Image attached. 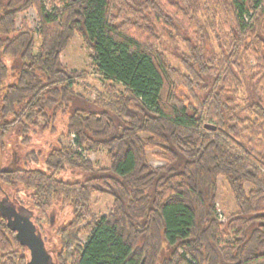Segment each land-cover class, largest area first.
<instances>
[{
    "label": "trees",
    "instance_id": "1",
    "mask_svg": "<svg viewBox=\"0 0 264 264\" xmlns=\"http://www.w3.org/2000/svg\"><path fill=\"white\" fill-rule=\"evenodd\" d=\"M59 4L0 0V153L11 131L19 139L14 158L0 161V200L27 209L39 234V215L71 208L50 264H264V0ZM29 7L36 49L28 21H15ZM210 32L217 52L204 46ZM74 34L103 77L92 101L75 90L88 72L60 60ZM160 37L185 44L184 70ZM45 131L57 133L46 152L25 150ZM147 148L163 163H149ZM99 149L109 165L84 157ZM219 176L236 206L225 221ZM94 193L111 197L107 213L93 214ZM28 259L0 211V264Z\"/></svg>",
    "mask_w": 264,
    "mask_h": 264
},
{
    "label": "rangeland",
    "instance_id": "2",
    "mask_svg": "<svg viewBox=\"0 0 264 264\" xmlns=\"http://www.w3.org/2000/svg\"><path fill=\"white\" fill-rule=\"evenodd\" d=\"M47 9H51L53 7H58L59 0H43ZM24 17L29 26L34 31V49H36L39 43L38 37V29H39V21L36 14V11L33 7H29L24 13H20L16 16V26H18L20 19ZM210 31V30H209ZM209 37L205 38L204 46L208 51H215L217 52L219 49L217 47V40L214 38L212 32H210ZM159 42L162 45V50L168 61L173 64L177 68L185 67L184 63L181 61L180 52L188 51L185 47V44L180 41H175V45L167 42L164 38L159 39ZM208 54V52L206 51ZM91 54L90 48L87 44L81 39L78 34H74L68 41L65 48L60 53V60L61 63L67 69H75V70H86L87 77L84 80L78 81L75 85V90L83 95L84 99L89 101L94 100L100 94H102V82L103 77L99 73L95 72L91 66V60L89 55ZM210 55V54H209ZM194 65V63H193ZM187 71V70H186ZM114 85L117 88H121L120 83L114 82ZM196 89V87L194 86ZM59 130V129H58ZM6 138H5V147L3 152L0 153V161L5 162V159H11L10 157L14 158L12 155L17 154V142L19 139L15 137V133L11 131ZM59 132V131H58ZM55 134H51L50 132H39L38 134L32 137V140L29 145L25 146V150L32 149L34 151L40 150L42 153L46 152L49 148L50 143L54 144ZM12 139H16L13 141ZM61 142L66 144L70 142V137H61ZM156 149L147 148L146 149V156L149 163L152 165H159L162 164L163 161L154 155ZM12 153V154H11ZM83 153V152H82ZM19 154V153H18ZM84 157L92 161L95 165L98 166H107L109 165L110 161L108 156L105 153V150L99 149L97 151H85ZM18 156V155H16ZM71 175L68 173L65 174V177H70ZM12 192V191H11ZM215 206L219 209L222 213L223 218L219 221H225L227 214L235 211L236 206L233 200L232 195L228 189L226 182L224 181L223 177L219 176L217 178V191H216V198H215ZM90 207L95 216H100L101 214H105L110 210L111 207V197L108 194H97L94 193L91 196ZM25 209V208H24ZM27 212L28 210L25 209ZM30 214V213H29ZM38 214L37 211L34 210L33 215ZM32 217V215L30 214ZM40 218V225L38 228L41 231L40 236L44 240V247L46 248L47 253L49 254L50 260L53 259L55 251L59 248V235L58 230L60 227L66 222L70 220L71 217V208L67 204H62L55 206L52 211H47L44 215H39ZM34 217H32L33 219ZM85 221H81L78 229L82 227L81 225L84 224ZM86 233L83 230H79L77 232L76 238L77 241H84L86 239Z\"/></svg>",
    "mask_w": 264,
    "mask_h": 264
},
{
    "label": "water",
    "instance_id": "3",
    "mask_svg": "<svg viewBox=\"0 0 264 264\" xmlns=\"http://www.w3.org/2000/svg\"><path fill=\"white\" fill-rule=\"evenodd\" d=\"M205 127L214 128L211 124H205ZM0 211L8 225L15 231L17 240L29 251V259L26 264H47L50 260L49 254L44 247L43 239L35 231L29 211L26 212L24 208L22 210V208L16 207L6 197L0 200Z\"/></svg>",
    "mask_w": 264,
    "mask_h": 264
},
{
    "label": "built area",
    "instance_id": "4",
    "mask_svg": "<svg viewBox=\"0 0 264 264\" xmlns=\"http://www.w3.org/2000/svg\"><path fill=\"white\" fill-rule=\"evenodd\" d=\"M72 136H73V134H71V137H72ZM216 215H217V219H218V220H222L223 215H222V213L219 211L218 208H216Z\"/></svg>",
    "mask_w": 264,
    "mask_h": 264
},
{
    "label": "flooded vegetation",
    "instance_id": "5",
    "mask_svg": "<svg viewBox=\"0 0 264 264\" xmlns=\"http://www.w3.org/2000/svg\"><path fill=\"white\" fill-rule=\"evenodd\" d=\"M18 210L20 211L21 209H18ZM22 210H23V208H22ZM31 220H32V219H31ZM35 231H36L37 234H39V233L37 232V230H36V227H35ZM39 235H40V234H39ZM41 238H42V237H41ZM43 242H44V240H43ZM45 249H46V248H45ZM28 253H29V251H28ZM51 260H52V259H51ZM51 260H49V262H47V264H50V261H51Z\"/></svg>",
    "mask_w": 264,
    "mask_h": 264
}]
</instances>
